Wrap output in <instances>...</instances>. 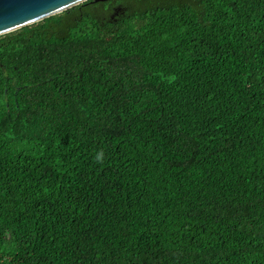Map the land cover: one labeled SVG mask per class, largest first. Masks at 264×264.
<instances>
[{
  "label": "trees",
  "instance_id": "16d2710c",
  "mask_svg": "<svg viewBox=\"0 0 264 264\" xmlns=\"http://www.w3.org/2000/svg\"><path fill=\"white\" fill-rule=\"evenodd\" d=\"M0 264H264V0L0 36Z\"/></svg>",
  "mask_w": 264,
  "mask_h": 264
},
{
  "label": "water",
  "instance_id": "95a60500",
  "mask_svg": "<svg viewBox=\"0 0 264 264\" xmlns=\"http://www.w3.org/2000/svg\"><path fill=\"white\" fill-rule=\"evenodd\" d=\"M87 1L89 0H0V36L43 21Z\"/></svg>",
  "mask_w": 264,
  "mask_h": 264
},
{
  "label": "clouds",
  "instance_id": "9594fccd",
  "mask_svg": "<svg viewBox=\"0 0 264 264\" xmlns=\"http://www.w3.org/2000/svg\"><path fill=\"white\" fill-rule=\"evenodd\" d=\"M102 156H103L102 153L98 154V157H97L98 161L102 159Z\"/></svg>",
  "mask_w": 264,
  "mask_h": 264
}]
</instances>
